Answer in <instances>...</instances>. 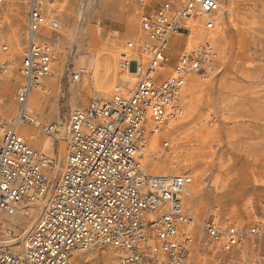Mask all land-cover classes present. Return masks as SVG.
I'll return each instance as SVG.
<instances>
[{"label":"built area","instance_id":"built-area-1","mask_svg":"<svg viewBox=\"0 0 264 264\" xmlns=\"http://www.w3.org/2000/svg\"><path fill=\"white\" fill-rule=\"evenodd\" d=\"M130 1L143 8L138 20L146 36L128 42L126 47L137 53L132 59L123 54L120 62L123 72L134 73L133 86H116L109 99L92 98L85 108L69 112L65 156L54 180L47 172L52 160L32 148L19 127L34 124L28 99L57 61L59 51L51 39L60 28L56 18L46 16L43 0L25 2L23 51L17 63L11 62L18 78L15 111L6 116L0 106V241L14 237L16 226L6 217L39 200L46 203L20 252L12 250L14 244L0 245V264H76L78 255L94 246L114 248L119 264H190L193 237L187 229L192 219L180 197L190 178L148 174L141 151L169 121L182 116L188 79L205 83L221 71L210 40L220 1ZM200 19L204 36L192 41L195 27L188 23ZM190 40L194 44L188 47ZM9 63L0 66V82ZM72 75L77 82L79 74ZM44 132L53 133L50 127ZM161 147L168 154L178 150L169 140ZM201 228L220 251L248 243L259 258L261 222L239 228L213 219Z\"/></svg>","mask_w":264,"mask_h":264},{"label":"rangeland","instance_id":"rangeland-1","mask_svg":"<svg viewBox=\"0 0 264 264\" xmlns=\"http://www.w3.org/2000/svg\"><path fill=\"white\" fill-rule=\"evenodd\" d=\"M219 1L224 9L230 2L235 24L231 27L223 19L225 63L219 64L221 56L217 51L221 71L207 83L199 81L202 92L200 96H192L196 109L188 125L190 130L176 138L185 143L183 149L178 145L177 153L191 162L189 167H178L181 175H188L189 185L193 173L201 176L194 200L185 205L182 199L187 215L195 221L190 229L193 237L190 264H254L257 256L248 243L222 252L200 233L202 223L213 219L224 227L234 224L250 228L257 222L264 226V0ZM25 2L3 0L0 5V66L10 62L9 72L13 70L11 62L17 63L23 51ZM43 4L46 16L56 18L61 29L51 39L59 51L52 66L58 67V83L50 95L44 118L46 126H54L58 117L57 123L63 125L71 106L78 104L83 109L92 98H98L91 88L92 61L101 62L113 41L123 40V48L128 49V42L142 39L134 36L140 30L141 8L130 0H43ZM133 18L134 24L130 22ZM73 73L79 74L77 82L72 80ZM8 76L12 75L8 73L0 82V96L6 101L12 100L16 86L6 79ZM187 106L183 103L184 111ZM53 130L54 133L56 129ZM163 140L171 142L170 137H163L160 145ZM54 143L53 156L42 151L52 160V167L63 159L56 152L57 145L62 144L58 140ZM161 149L166 156L168 153ZM48 175L54 180L57 172L50 170ZM259 247L260 258L264 256V234ZM106 253L104 249L98 250L96 257H89L86 264H110Z\"/></svg>","mask_w":264,"mask_h":264},{"label":"bare ground","instance_id":"bare-ground-1","mask_svg":"<svg viewBox=\"0 0 264 264\" xmlns=\"http://www.w3.org/2000/svg\"><path fill=\"white\" fill-rule=\"evenodd\" d=\"M220 7H221L220 12L216 16V22H215L216 27L214 31L211 33L212 35L210 36V40L213 42L214 48L218 52H220L221 61L223 60L222 62L220 61V63L219 62L218 63L224 64L226 57L225 56L226 39L224 38V32L222 30V25L224 24L223 19L226 22H228V24L231 23L232 25L231 27L235 26V24L233 20V11L230 2H227L226 9H224L221 3H220ZM140 8L142 13L143 8L142 7ZM130 22L134 24L135 19L133 18L132 20H130ZM188 24L195 27L192 28L193 30L191 29L192 30L191 33L196 34L191 37L192 41L198 40L199 38H202L204 36V33L202 32V19L189 21ZM134 36L142 38L137 43L146 40V36L143 34L141 29L135 31ZM174 41H176V39ZM192 41L190 40L187 43L188 47L194 44ZM123 43H124L123 40H118L116 42L113 41L112 43H110L109 51H107L102 61L99 62L94 59L91 63L92 93H94L96 96L100 98L107 99L108 98L107 96L111 94V91L116 86L122 88H128V89H130L133 86V83L135 81L134 73L123 72L122 69L120 68V60H122V58L124 57L122 56L123 54H125L128 58L131 59L135 58L137 52L136 50L123 48ZM168 71L164 70L162 72L163 74H165ZM57 73H58V67H54V69L50 71L49 74L50 77L48 76L45 79H43L39 84V86L32 90L28 99V111L33 118L34 124L32 126L29 125L20 126L19 132L29 142L32 148L36 150H41V152L42 151L46 152L51 156H53L55 152L54 141L58 140L60 144H62L63 146L57 145L56 147L57 156L61 157V155H63V159H64L65 156L64 124L59 125V123H57L60 122L58 117L55 119L57 122H55L56 124L54 126L51 125L46 126L47 120L44 118V111L46 110V108L50 103V98H51L50 95L54 91L58 83ZM9 74H11L12 76H8L6 79H9V82L11 84L16 85V81L18 80V78L16 76L13 77L14 75L13 70L10 71ZM84 82L85 81H83V83ZM199 84H200L199 80H197L194 77H190L188 79L182 98L184 105L187 103L188 106L185 111L183 109V113H182L183 117L181 116L182 118L180 117L181 119L179 118L176 121H169L166 130L164 132L154 134L148 140L145 147L141 151L142 165H144V168L146 167V171L150 172L152 175H160V176L181 175V171L178 169V167H189L191 165L189 159H187L186 157L185 159H182L181 157L183 155L178 154L177 151H175V153L172 152L164 156V154H162L163 151L161 149L160 141L163 137L165 138L170 137L171 142L174 145H176L177 147L179 145L180 149H183L185 143H181L182 141L180 139H179L180 141L179 140L176 141V138L178 139L181 133H185L188 130H190V126L188 125L190 124L189 123L190 120L193 119L194 111L196 109V104L193 101L194 97L192 96L195 94L196 96H200L202 92V88L199 87L200 86ZM6 99L7 98H3V96H0V106L4 114L8 116L14 113L15 106L13 103V99L8 101H6ZM76 109H79L78 104H76L73 107L71 106L70 111H74ZM48 127L52 128V132L54 131L53 130L54 128L56 129V131L51 136L50 135L48 136V134L44 132V130L48 129ZM63 159L59 165H55V167L54 166L52 167L51 165L47 169V172L49 173V171L51 170L53 171L54 174L57 172L58 175L61 166L63 164ZM191 177L193 179L192 183L190 185H187L186 188L183 190V193L180 195L181 201L182 199H184V201L186 202L185 205L187 203L190 204L196 197L197 192L200 190L199 181L201 176L199 174L193 173ZM45 203H46L45 200H39L33 204L18 209L16 214H14L12 217H6L8 223L11 224L12 226L13 225L16 226V228H14L13 230L14 237L9 239H3L2 241H0V245L7 246L9 244H14V246H12V250L14 252H20L18 249L21 248L22 250L24 239L31 231L38 217L42 213ZM194 222L195 221L192 219V222L189 224L187 230L191 229V226L194 224ZM201 231L200 233L204 234L203 231L202 232ZM100 249H104L105 251H107L106 258L108 263L119 264L118 252L110 246L107 247L94 246L90 248L88 251L84 252L83 254L78 255V260L76 264H86L88 258L96 257V252ZM259 261H264V257L254 259L253 263L261 264Z\"/></svg>","mask_w":264,"mask_h":264}]
</instances>
